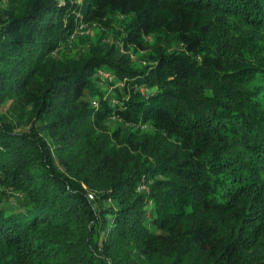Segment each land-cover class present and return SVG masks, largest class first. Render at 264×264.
<instances>
[{
    "label": "trees",
    "instance_id": "16d2710c",
    "mask_svg": "<svg viewBox=\"0 0 264 264\" xmlns=\"http://www.w3.org/2000/svg\"><path fill=\"white\" fill-rule=\"evenodd\" d=\"M3 104L0 264H264V0H0Z\"/></svg>",
    "mask_w": 264,
    "mask_h": 264
},
{
    "label": "rangeland",
    "instance_id": "374dc122",
    "mask_svg": "<svg viewBox=\"0 0 264 264\" xmlns=\"http://www.w3.org/2000/svg\"><path fill=\"white\" fill-rule=\"evenodd\" d=\"M7 2H8V0H3V4L6 5ZM100 32H101V30L99 28H97L95 25L94 26H91V25L83 26L82 28H80V30L76 34V37L82 41L80 43V46H78V50L79 51H82L84 49L87 50L88 48H90V46H92L93 43L98 42V38L102 37L99 34ZM108 43H109L108 39H103L102 44L106 45ZM131 57L133 60H136V61L138 59L134 55H132ZM141 62L143 65H145V63H146L145 61H141ZM103 74H105V75L103 76ZM100 75L102 77H104V79L108 80L109 82H115V80H116L113 77V75L110 73H104L102 71V72H100ZM142 91H145V89H143ZM0 113L9 114V116H12V118H14V120L16 121V123L18 125H24L25 126L26 116H24L22 114V112L19 113V111L12 112V110H10V108L7 104L6 105L5 104L0 105Z\"/></svg>",
    "mask_w": 264,
    "mask_h": 264
},
{
    "label": "built area",
    "instance_id": "2783aa9c",
    "mask_svg": "<svg viewBox=\"0 0 264 264\" xmlns=\"http://www.w3.org/2000/svg\"><path fill=\"white\" fill-rule=\"evenodd\" d=\"M104 75H105V74H103V76H104ZM113 104H116V100H113ZM140 189H144V187H143V188L141 187ZM90 198H91V199H94V196H93V195H90Z\"/></svg>",
    "mask_w": 264,
    "mask_h": 264
}]
</instances>
